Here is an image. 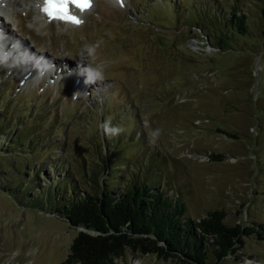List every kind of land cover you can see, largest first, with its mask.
I'll return each instance as SVG.
<instances>
[{
	"label": "rangeland",
	"instance_id": "obj_1",
	"mask_svg": "<svg viewBox=\"0 0 264 264\" xmlns=\"http://www.w3.org/2000/svg\"><path fill=\"white\" fill-rule=\"evenodd\" d=\"M263 2L93 0L79 26L14 6L7 20L19 23L9 21L15 49L27 47L35 67L41 53L57 75L26 73L14 45L0 49L12 54L11 66H0V264H70L80 230L52 203L71 179L91 192L115 178L116 189L144 179L180 198L192 218L224 209L228 226L264 223ZM231 8L245 13L246 32L225 39L232 31L216 30L218 16L226 21ZM213 31L226 48L209 41ZM96 41L105 79L86 85L75 71L82 47ZM108 118L125 129L118 137L100 128ZM17 138L21 148L9 155ZM244 240L239 260L227 255L218 264H264V239ZM136 263L181 264L127 249L114 260Z\"/></svg>",
	"mask_w": 264,
	"mask_h": 264
},
{
	"label": "trees",
	"instance_id": "obj_2",
	"mask_svg": "<svg viewBox=\"0 0 264 264\" xmlns=\"http://www.w3.org/2000/svg\"><path fill=\"white\" fill-rule=\"evenodd\" d=\"M260 15L264 46V2ZM218 17L219 29L216 30L221 35L223 31H232L230 35H222L225 39H230L235 32H246L245 13L231 8L226 21ZM213 33L208 34L209 41L219 49L226 48L224 38L214 37L217 33ZM11 140L18 146L12 148L9 155L21 148L23 141ZM107 169L109 174V166ZM121 179L115 178L114 182ZM71 181L65 190L68 194L52 203L53 213H59L71 227L81 229L69 245L66 262L70 264H114L125 249L152 253L164 259L174 258L181 264H208L211 256L218 264L227 255L239 260L236 252L243 248L245 237L256 235L264 239V223L228 226L224 222V209L207 210L203 217L192 218L180 198H170L166 190L144 179H135L122 189H116L113 182L105 183L97 192L81 190Z\"/></svg>",
	"mask_w": 264,
	"mask_h": 264
},
{
	"label": "bare ground",
	"instance_id": "obj_3",
	"mask_svg": "<svg viewBox=\"0 0 264 264\" xmlns=\"http://www.w3.org/2000/svg\"><path fill=\"white\" fill-rule=\"evenodd\" d=\"M23 4L29 5L32 10L37 11V13L36 12L34 13L36 19L39 16H42V18H44V14L45 13L42 11V8L44 7L43 0H0V22H1V24H0V34H1L0 35V49H5V50L9 51V49H11V46L14 45V48H12L11 53L12 54L14 53V55L18 57V61L19 62L23 61L25 63V65H27V66L24 67V68H26L24 71L26 73L30 72L31 75H32V73L37 72V70H41L42 71L43 68H48V66H47L48 63L45 60L44 56L41 55V53H40L37 56V59H40L39 60V65L35 67V64L32 65V61L35 60L34 56L32 55V53L30 55H28V56H25L26 51L27 52L29 51V49L27 47H25L24 49H17V50L15 49V46H17L18 43H17V40H16L15 36L12 35V30L10 28V26H11L10 22H12V23L14 22V25H16V27L19 26V23L16 21V19H14L16 21V24H15V21H13V19L9 20L10 22L7 20V19H10V17L12 15H15V14H13V12L15 10L13 7L14 6L21 7ZM75 14L78 15L79 18H81L80 17L81 13L76 12ZM17 23H18V25H17ZM12 54L9 55V57H11ZM14 55H13V58H14ZM18 64H20V63H18ZM20 65L24 66L23 63H21ZM74 67L68 69L67 67H60L59 66V68L68 69L67 71H69V73H70V71L72 72ZM63 69H61V72H60L61 75L66 72ZM77 69H78V67H77ZM48 70L50 72L54 73V70L52 69V67L48 68ZM78 73L81 74V69H78L77 71H75L76 76H77ZM75 74H74V76H75ZM55 75H57V72H56ZM78 76H79V74H78ZM85 79H86L85 77H80L79 76L80 83H85ZM85 84L87 85V83H85ZM81 87H80V89H82ZM136 264H140V263H136Z\"/></svg>",
	"mask_w": 264,
	"mask_h": 264
},
{
	"label": "clouds",
	"instance_id": "obj_4",
	"mask_svg": "<svg viewBox=\"0 0 264 264\" xmlns=\"http://www.w3.org/2000/svg\"><path fill=\"white\" fill-rule=\"evenodd\" d=\"M102 41L85 44L79 54L78 66L81 69V74L85 76V83L97 84L105 79V63H95L97 51ZM0 66L10 67V57L7 53L0 55ZM75 97V96H74ZM103 133L110 138H115L121 135L125 129L120 125H114L111 118L106 119L100 125ZM161 129L156 128L148 133V142L150 145H155L161 135Z\"/></svg>",
	"mask_w": 264,
	"mask_h": 264
},
{
	"label": "snow or ice",
	"instance_id": "obj_5",
	"mask_svg": "<svg viewBox=\"0 0 264 264\" xmlns=\"http://www.w3.org/2000/svg\"><path fill=\"white\" fill-rule=\"evenodd\" d=\"M92 3L93 0H44L42 11L50 20H60L79 26L83 20L75 13L89 10Z\"/></svg>",
	"mask_w": 264,
	"mask_h": 264
},
{
	"label": "water",
	"instance_id": "obj_6",
	"mask_svg": "<svg viewBox=\"0 0 264 264\" xmlns=\"http://www.w3.org/2000/svg\"><path fill=\"white\" fill-rule=\"evenodd\" d=\"M79 230H81V229H79Z\"/></svg>",
	"mask_w": 264,
	"mask_h": 264
}]
</instances>
